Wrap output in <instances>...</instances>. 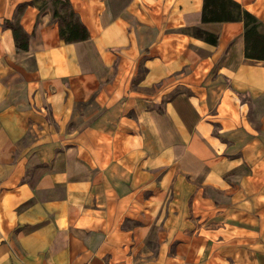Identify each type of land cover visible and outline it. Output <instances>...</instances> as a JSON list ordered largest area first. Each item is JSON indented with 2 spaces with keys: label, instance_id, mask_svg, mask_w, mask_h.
I'll return each instance as SVG.
<instances>
[{
  "label": "crops",
  "instance_id": "0c3cea01",
  "mask_svg": "<svg viewBox=\"0 0 264 264\" xmlns=\"http://www.w3.org/2000/svg\"><path fill=\"white\" fill-rule=\"evenodd\" d=\"M0 0V264H264V60L204 0ZM264 23V0H236ZM219 36L217 45L186 29ZM250 98V99H249Z\"/></svg>",
  "mask_w": 264,
  "mask_h": 264
},
{
  "label": "trees",
  "instance_id": "16d2710c",
  "mask_svg": "<svg viewBox=\"0 0 264 264\" xmlns=\"http://www.w3.org/2000/svg\"><path fill=\"white\" fill-rule=\"evenodd\" d=\"M28 5L40 10L51 8L53 20L58 22L60 36L66 43L85 40L90 37L87 27L72 8L70 0H31L17 7L12 19H6L5 27L11 28L19 50L29 49L30 35L20 23L21 15ZM203 22L242 21L244 23L245 56L253 60H264V23L254 13L236 0H204ZM190 34L217 45L219 36L200 27L186 29Z\"/></svg>",
  "mask_w": 264,
  "mask_h": 264
},
{
  "label": "rangeland",
  "instance_id": "374dc122",
  "mask_svg": "<svg viewBox=\"0 0 264 264\" xmlns=\"http://www.w3.org/2000/svg\"><path fill=\"white\" fill-rule=\"evenodd\" d=\"M250 99V98H249Z\"/></svg>",
  "mask_w": 264,
  "mask_h": 264
}]
</instances>
